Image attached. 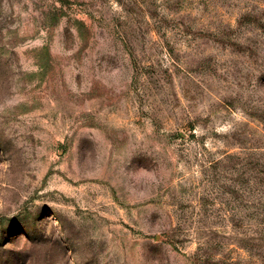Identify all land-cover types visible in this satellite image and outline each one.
<instances>
[{
    "label": "rangeland",
    "instance_id": "obj_1",
    "mask_svg": "<svg viewBox=\"0 0 264 264\" xmlns=\"http://www.w3.org/2000/svg\"><path fill=\"white\" fill-rule=\"evenodd\" d=\"M0 264H264V0H0Z\"/></svg>",
    "mask_w": 264,
    "mask_h": 264
}]
</instances>
